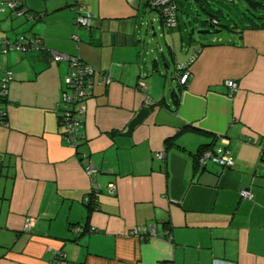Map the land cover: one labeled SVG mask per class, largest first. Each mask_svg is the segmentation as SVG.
Listing matches in <instances>:
<instances>
[{"label": "crops", "instance_id": "1", "mask_svg": "<svg viewBox=\"0 0 264 264\" xmlns=\"http://www.w3.org/2000/svg\"><path fill=\"white\" fill-rule=\"evenodd\" d=\"M151 1L24 0L25 14L0 10V41L37 35L111 78L94 77L75 150L59 109L69 63L0 53V77L13 74L0 123V264H264V29L244 22L219 35L208 10L224 0H181L168 30ZM88 15L90 28L76 22ZM196 54L182 88L175 67ZM224 139L233 168L195 164L200 148ZM80 154L98 170L95 184ZM95 186L97 210L84 201ZM150 226L154 238L130 235Z\"/></svg>", "mask_w": 264, "mask_h": 264}, {"label": "built area", "instance_id": "2", "mask_svg": "<svg viewBox=\"0 0 264 264\" xmlns=\"http://www.w3.org/2000/svg\"><path fill=\"white\" fill-rule=\"evenodd\" d=\"M152 5L162 9L167 29L176 28V7L173 4V0H153ZM6 9L11 10L16 15H22L25 11L22 0H6L5 2H1L0 10L5 11ZM92 19V15L80 16L76 22L85 28H90L92 26ZM0 49L5 54L12 50L27 52L32 49L45 50V44L43 40L32 39L26 41L24 37H21L17 42H13L8 39L1 40ZM49 52L53 61L57 63L65 61L68 62L70 66V73L65 80L64 90L59 105L63 117V139L73 149L77 150L83 139L82 128L84 127V115L86 112L84 103L86 99L92 95L94 77L98 75L101 76L102 79L100 80V83L106 85L111 83V78L106 73L86 65L78 58H73L69 55L53 50H50ZM196 58L197 54L193 55L187 62L178 64L175 67L176 78L182 88H186L189 85L192 76L191 66ZM12 79L13 74L10 71L4 72V75L0 77V96L7 92L8 83L12 81ZM226 86L229 88V96H236L239 91L238 83L233 80H229L227 81ZM257 145L260 147L262 154L264 155V139H260L257 142ZM157 157L159 159H163V154H158ZM81 158H83L84 161H87L86 164H84V169L88 176L92 178V182L95 184L94 177L98 173V170L92 164L93 161L89 155L83 154ZM198 164L201 167H206L207 165L212 164L226 169L233 168V153L230 149L229 140L224 139L222 144H213L211 147L202 150L198 155ZM94 188L97 190L100 187L95 186ZM116 191L117 187L114 184H111L109 186V194L113 195ZM240 195L244 199H253V193L248 190L240 191ZM89 199L90 198L87 197L86 201H90ZM95 202H98L97 197H95ZM96 208L98 209V207ZM32 227L33 221L29 219L25 224V231H30ZM73 230L76 234L80 231L78 227ZM95 230L96 229L94 228L90 229L91 232H94ZM130 235L139 238L140 240H147L149 238L156 237L157 232L154 226L136 227L130 232Z\"/></svg>", "mask_w": 264, "mask_h": 264}, {"label": "trees", "instance_id": "3", "mask_svg": "<svg viewBox=\"0 0 264 264\" xmlns=\"http://www.w3.org/2000/svg\"><path fill=\"white\" fill-rule=\"evenodd\" d=\"M152 1L150 3L151 6H153L152 5ZM180 1L181 0H173V4L176 7V20H177V26H176V28L178 27V22H179V11H180V4H181ZM244 1L246 2V5H249V10H248V13H246L242 18H239V15H237L238 20H234L233 17L231 18V13L230 14H225L222 9H218L216 12H213L211 10H208V14L212 16V18L209 21L211 22V24L213 26L219 27V29H216L217 31L218 30L219 31H221V30H230V29L233 30V29L237 28L240 25L241 26L244 25V22H246V24H247L246 27H248V28H252V29H264V0H244ZM22 2H23V7H25L24 0H22ZM230 2L231 3H235V0H230ZM153 7L156 10H158V12H159V14L161 16V19L163 21V25L165 26V18H164L162 9H160L158 7H155V6H153ZM216 13L220 14L223 17H226L227 24H225L224 22H222L221 19H220V16H218ZM24 14H25V11H24ZM35 17L38 19V17H40V15H35L34 18ZM176 28H173V29H176ZM173 29H168V30H173ZM242 29L244 30L246 28L245 27H242ZM21 37H24L26 39V41L32 40V39H37V40H41V41L43 40L40 36H37V35L28 37V36H26L24 34L19 35L14 40H11V39H8V38L7 39L10 40V41H13V42H17V41H19V39ZM43 42H44V40H43ZM28 48H30V47H28ZM14 51L15 52H20V53H30V52L46 53L47 55H49L51 57L50 52H49L50 49H48L46 46H45V50L44 49H42V50L32 49V50L27 51V52H22V51H18V50H12V51L7 52L6 54H8L10 52H14ZM0 53L5 54V53H3L1 51V49H0ZM51 59H52V57H51ZM6 71H9V70H6ZM175 72H176V70H175ZM10 82L8 83V86H9ZM8 86H7V92H8ZM7 92L4 93L2 96H0V123L6 119V114L2 110V105L4 104V102H6V99H7V96H8V93ZM59 109L61 111V108H59ZM60 116H61V118L63 120L62 114ZM82 142H83V139H82L80 145L82 144ZM80 145H79V148H80ZM211 145H213V144H211ZM211 145L203 146L202 148H200V150L198 151V153H196L194 155L195 164L197 166H199V164H198V155H199V153L202 150L211 147ZM82 155L83 154H80V159L83 161V158H81ZM100 192H101V189L100 188H98L97 190L95 188H93L92 191H91V193H89V195H87V196L84 197L85 204H87L91 209H96L97 210L96 207H98V202L97 203L95 202V197L98 198ZM87 197L90 198L89 199L90 201H88V202L86 201V198ZM75 228L76 227L72 228V232H74L73 229H75ZM24 232H25V230H24ZM25 233H27V232H25ZM81 233H82V230L81 229H80V231H79L78 234L74 233V234L77 235L74 238V241H76L78 239V237H79L78 235H80ZM59 255H60L59 256V259H63V261H64L65 260L64 255H62V254H59Z\"/></svg>", "mask_w": 264, "mask_h": 264}, {"label": "rangeland", "instance_id": "4", "mask_svg": "<svg viewBox=\"0 0 264 264\" xmlns=\"http://www.w3.org/2000/svg\"><path fill=\"white\" fill-rule=\"evenodd\" d=\"M3 1H6V0H3ZM220 7L223 8L226 14H230V12L228 11V8H229L231 10V18L233 17L234 20H238L237 15H239V18H242L246 13H248V10H249V5H246V2L244 0H235V3H228V2H225V0L221 1L220 3L218 2L212 3L213 12H215V10L217 11ZM216 14L220 16V19L222 22L227 24L226 17H223L218 13ZM227 33L228 32L224 30L219 35H227ZM4 39H7V38H4Z\"/></svg>", "mask_w": 264, "mask_h": 264}, {"label": "water", "instance_id": "5", "mask_svg": "<svg viewBox=\"0 0 264 264\" xmlns=\"http://www.w3.org/2000/svg\"><path fill=\"white\" fill-rule=\"evenodd\" d=\"M215 27V26H214ZM210 31H202V33H207ZM150 114V111L147 108L142 109L135 117L134 119L129 123L128 130L126 133H124V136H130L134 129L144 122V120L147 118V116ZM90 157V156H89ZM91 158V157H90Z\"/></svg>", "mask_w": 264, "mask_h": 264}]
</instances>
